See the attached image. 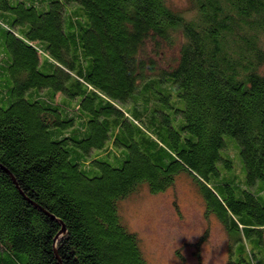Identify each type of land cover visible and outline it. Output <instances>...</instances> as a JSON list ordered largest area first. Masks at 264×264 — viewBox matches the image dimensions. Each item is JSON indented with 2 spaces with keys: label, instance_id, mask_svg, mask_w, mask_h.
Here are the masks:
<instances>
[{
  "label": "trees",
  "instance_id": "1",
  "mask_svg": "<svg viewBox=\"0 0 264 264\" xmlns=\"http://www.w3.org/2000/svg\"><path fill=\"white\" fill-rule=\"evenodd\" d=\"M187 1L0 0V264H151L119 202L179 174L264 264V0Z\"/></svg>",
  "mask_w": 264,
  "mask_h": 264
},
{
  "label": "rangeland",
  "instance_id": "2",
  "mask_svg": "<svg viewBox=\"0 0 264 264\" xmlns=\"http://www.w3.org/2000/svg\"><path fill=\"white\" fill-rule=\"evenodd\" d=\"M169 4L182 11L188 8L187 0ZM61 99L57 94L55 100ZM229 154L232 157L233 151ZM119 211L151 264H229L228 233L213 213L205 212L202 197L185 174L159 192L140 186L119 202ZM262 239L264 243V234Z\"/></svg>",
  "mask_w": 264,
  "mask_h": 264
},
{
  "label": "water",
  "instance_id": "3",
  "mask_svg": "<svg viewBox=\"0 0 264 264\" xmlns=\"http://www.w3.org/2000/svg\"><path fill=\"white\" fill-rule=\"evenodd\" d=\"M61 231H63V228H62V230Z\"/></svg>",
  "mask_w": 264,
  "mask_h": 264
}]
</instances>
